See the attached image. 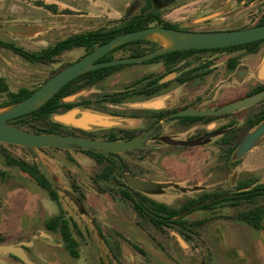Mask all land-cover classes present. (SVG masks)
<instances>
[{"label":"rangeland","instance_id":"obj_1","mask_svg":"<svg viewBox=\"0 0 264 264\" xmlns=\"http://www.w3.org/2000/svg\"><path fill=\"white\" fill-rule=\"evenodd\" d=\"M37 1L56 4L57 12L38 5ZM135 2L137 0H0V24L43 27L42 31L32 36H20L5 31H0V36L5 41L13 42L26 50L38 52L71 35L108 27L124 19L128 15V9ZM85 53L84 48H75L54 61L33 63L9 49L0 47V80L5 79L11 91H17L22 87L33 89L41 86L56 71L79 60ZM123 55L127 56L125 51L116 53L117 57ZM143 68L141 64L125 66L81 91L83 93L81 97L91 99L95 107L122 112L129 107L128 104H112L104 101L102 97L123 92L143 74ZM6 98L7 94L0 91V102ZM125 123L123 127L142 129V124L138 120L127 118ZM141 129L139 133H142ZM98 134L101 135L102 132ZM146 134L149 132H144L140 136ZM3 146L14 156L30 163L43 164L52 176L57 175L61 178L63 184L59 185L60 193L67 208L73 207L72 198L68 194L72 178L76 181L80 178L89 179L95 172L101 170L98 163L75 149H51L53 151L50 154L43 149H36V154H32L21 146L8 144ZM262 150L264 151L256 149L251 154L256 158L252 159V163H244L258 166L253 175L260 179L259 181L264 180ZM214 153L213 147L200 150L168 148L166 152L145 149L139 153L138 151L127 153L125 158L130 160L133 168L147 179L159 180L161 183L172 182L170 188H160L150 195L156 200L176 204L185 198L176 193L180 188H186L189 196L198 195V188L211 192L235 190L238 181L235 172L242 164L224 163L214 157ZM134 155L141 156L142 160L136 159ZM72 156L79 157L80 165L71 160ZM5 167L4 157L0 153V168ZM10 170L15 177L9 183L0 177V190L9 209L12 225L17 227L12 232L14 239L17 237L16 233L28 222L38 223V217H30L33 210L38 211L39 208L54 210L58 207L45 191L28 182L29 179L25 178V175L21 176L17 169ZM84 192L88 196L87 207H84L86 212L83 217L77 214L82 229V235L79 237L80 257L74 258L64 247L60 248L58 233L44 231L49 235L47 237L49 243L40 240L38 247H42L43 250L38 249L37 255L33 249L35 257L41 264H102V255L106 257V264H264V229H254L237 217L239 213L252 208L253 203L247 201L239 205L224 203L214 212H210V215H206L209 218L205 225L196 229L198 234L194 235L192 240L183 241L176 236V229L158 231L146 219L133 216L135 212L133 207L123 202L118 193H115L116 202H113L106 196L86 189ZM258 202L264 204V199ZM203 217L204 215L196 216L198 219ZM138 220L141 224L137 223ZM134 245L140 246L146 253L136 250ZM120 246L122 249L126 246L128 251L134 254V259L124 250L121 251ZM0 264L24 263H15L7 253L0 252Z\"/></svg>","mask_w":264,"mask_h":264},{"label":"flooded vegetation","instance_id":"obj_2","mask_svg":"<svg viewBox=\"0 0 264 264\" xmlns=\"http://www.w3.org/2000/svg\"><path fill=\"white\" fill-rule=\"evenodd\" d=\"M148 9L153 12V15L156 18V23H153L148 27L160 26L171 30L185 32L243 30L264 24V0H137V2H135V4L128 9V15L125 18H130L137 12H142ZM214 14L218 15L206 18L199 23H193V21L197 19ZM1 26L11 25L0 24V27ZM0 31L5 30L0 29ZM0 40L5 41L1 36ZM149 41H152L153 44H144L143 51L140 56L164 48V45L160 42L153 40ZM256 41L258 42H247L226 47L172 50L164 52L148 60L137 63H127L129 65L141 64L144 66L143 74L123 92H118L128 95L126 100L122 103L128 104L129 107L120 114L111 113L114 112L111 110H109L111 112L104 113L121 115L128 119L138 120L142 124V129L140 128L142 133L149 132L151 130L154 132L150 134V139L140 148L124 151L122 153L114 152L108 154L94 150L105 157L102 161L90 156L85 152L84 149L86 148L83 149L80 146H75L74 148L69 149L43 148L47 154H50V152L53 151L51 149H75L85 154L87 156L86 158L94 160L101 166V170L95 172L89 179L80 178L76 181L72 178L69 187L71 192H68L69 196L72 198L73 207L71 208H67L66 204L63 203L59 187V185L63 184L61 178L57 175L53 176L57 180V184H54L46 177L52 184L53 188L59 192V204L50 197L46 189H44L35 178L27 173H24L18 165L7 164L8 155L14 160L22 158L12 155L8 149L3 146L5 144H15L0 141V153L4 157L6 166L4 169L0 168V177L4 180H8L9 183L10 180L15 177V174H13L10 169H17L21 176L25 175V178L29 179L28 182L45 191L58 207L54 210L48 208H39L38 211L33 210L32 215L29 216L32 218L38 217V223L28 222L21 231L16 233L17 237L13 239L12 232L17 227L12 225L8 214L9 209L6 206V202L3 199V193L0 190V227L2 229L0 230V243H18L22 241L34 240V244L26 247V251L31 259L36 261L38 264H41L35 257L39 250H43L42 247H38L39 241L43 240L45 243L48 242L47 237L49 235H46L44 231L49 233L53 232L60 235V248L64 247L72 257L79 258L80 255L79 257H75L66 248L59 231L60 229L57 231L50 230L47 228V224L53 220H56L57 226L60 228L69 224L72 235L78 243V250L80 252L81 243L79 237L82 235V229L80 228L77 214L83 217L86 212L84 211V207L86 206L88 196L85 194L84 189L92 193L106 196L113 202H116L115 193H118L123 202L130 204L133 207L135 211L133 216H139L146 219L158 231L176 229V236L183 241L192 240L194 235L198 234L196 229L205 225L207 219L209 218L206 217V215H210V212H214L224 203L228 202H218L219 200L248 192L259 184L263 186L257 190H264V183H260L259 179H256L255 177L248 179H256V182L251 186L254 184L256 185L250 190L246 191V188L251 186L240 188L238 184L242 182V180H240L239 176L236 175L238 181L235 190L233 191L219 190L211 192L205 190L204 188H198V195L189 196V191L185 190L186 188H180V190L176 193L185 198H183V200L179 203L168 204L154 199L150 194L160 188H170L173 185L172 182H162L168 184L165 187L140 191L131 187L126 182L124 177V174H132L145 180L161 183L159 180L147 179L144 175H141L133 168L131 161L125 158V154L127 153H137V151L139 153L145 149L166 152L168 148L200 150L205 149L206 147H213L215 148L213 156L217 157L224 163H242L248 160L253 161V158L256 159L255 156L251 154L256 149H264V134L260 137V139L263 140L261 145L247 152L240 159L232 161L236 149L246 136L250 132L255 131L264 122V97L256 102L243 105L236 110L219 112L230 103L243 101L264 93V38ZM130 53L131 50L127 51V56L117 58L137 57L131 56ZM85 55L87 54L85 53L82 57ZM101 59L102 57L99 61H102ZM86 88L77 92L78 96L75 101H81L84 99L93 102L89 98L81 97L83 96L81 91ZM113 95L114 94L103 96L102 99L104 98V101L112 103L108 100L110 96ZM152 99H159L161 101L160 107L147 109L132 106L134 102L149 101ZM187 110L195 111L197 114H178ZM113 128L131 129L135 131V136H133V138L142 134L138 132L140 129L136 127L119 126ZM98 131L99 129L91 130L86 131L89 132L90 135L79 133L78 135L73 136L99 140H112L105 133L99 135ZM203 136H208V138L191 146L171 145L167 142V140L172 139L192 140ZM130 139H119L115 141H125ZM2 150H4L8 155H4ZM134 156L136 159L142 160L141 156ZM261 156H264L263 150ZM71 160L79 165L81 163V160L77 156H72ZM119 160H121V164ZM115 162L116 166L112 169L110 175L107 176L106 170L111 168ZM36 163L40 167V164L38 162ZM217 192L220 193V195L210 198L209 195L211 193ZM262 199H264V194L255 197L254 199L240 200L235 204L231 202L229 203H231V205H239L244 201L253 203L254 206L252 208L242 212L245 213L253 210L256 206H264V204H260L258 202V200ZM153 201L163 204L165 210L160 209L153 203ZM242 213L237 215L238 219ZM200 215H204L203 219L196 218V216ZM94 222L96 223V221ZM137 223L141 224L139 220ZM42 227L44 229H41ZM251 227L254 228L253 226ZM133 247L142 253H146L140 246L134 245ZM33 249H35L34 252L36 255L34 254ZM120 250H123L121 246ZM7 254L15 263L22 262L18 257L9 253ZM114 255L116 254L114 253ZM101 263L106 264L103 255L101 256Z\"/></svg>","mask_w":264,"mask_h":264},{"label":"water","instance_id":"obj_3","mask_svg":"<svg viewBox=\"0 0 264 264\" xmlns=\"http://www.w3.org/2000/svg\"><path fill=\"white\" fill-rule=\"evenodd\" d=\"M214 14L208 17L200 18L193 23H199L206 18L213 17ZM0 29L8 31L15 35L32 36L43 30L41 26L30 25H11L1 26ZM155 32H159L168 37L172 41V45L150 52L143 56L116 58L108 61H99L101 57L113 50L114 48L124 43L134 40H150L149 36ZM264 38V24L243 29V30H228V31H215V32H185L178 30H171L160 26H151L140 30H135L120 34L105 44L100 45L92 52L88 53L78 61L65 66L56 72L52 77L45 81L32 95L28 98L19 101L10 106L0 109V141L15 144L24 147L32 154H36V149L43 148H61L69 149L75 146L82 148L99 151L101 153H122L124 151L140 148L150 139V134L154 131H149V134L137 136L130 140L115 141V140H99L81 136L63 135V134H49V133H36L27 129L21 128L10 123V120L29 114L50 100L56 93L59 92L67 83L76 77L98 68L109 67L119 64L137 63L144 60L151 59L167 51L189 48H209V47H226L232 45L243 44L247 42L256 41ZM158 42V41H157ZM78 95H70L66 101H75ZM264 97V93L245 99L243 101L233 102L222 108L219 112H229L236 110L243 105L256 102ZM161 101L159 99H152L149 101H141L133 103V107L155 109L160 107ZM180 115L197 114L195 111H183L178 113ZM53 121L80 128L86 131L107 129L126 125V117L121 115L108 114L96 111L82 106H76L66 112H58L53 114ZM264 134V122L253 132H250L236 149L232 161L240 159L247 152L255 147L261 145L263 140L260 137ZM208 136L199 137L192 140H167L171 145L191 146L196 145ZM120 164H121V160ZM42 172L46 177L57 184V180L50 174L48 169L40 164ZM237 173L235 172V175ZM126 182L133 188L140 191H147L156 189L158 187H165L168 184L158 183L155 181L145 180L136 177L132 174H124ZM254 184L253 186H255ZM253 186L246 188L250 190ZM32 241H22L18 243H0V252L9 253L18 257L25 264H38L30 258L26 251V247L32 246ZM123 250L134 259V254L123 246ZM104 258L105 255H103Z\"/></svg>","mask_w":264,"mask_h":264},{"label":"trees","instance_id":"obj_4","mask_svg":"<svg viewBox=\"0 0 264 264\" xmlns=\"http://www.w3.org/2000/svg\"><path fill=\"white\" fill-rule=\"evenodd\" d=\"M37 4L40 6H44L45 8L55 13L57 12L56 4H46L43 1H37ZM153 23H156V18L153 15V12H151L148 9L142 12H137L134 16L130 18L121 19L118 22L108 27H104V28L96 29V30H87L81 33L71 35L63 40L58 41L54 45L43 48L42 50L38 52H32V51L26 50L23 47L18 46L17 44L13 42H5L3 40H0V46L13 50L18 55L24 57L25 59L33 63L50 62V61H54L58 59L65 52L73 50L75 48H84L86 50V54H88L92 52L93 50H95L100 45L105 44L106 42L110 41L111 39H113L114 37L120 34L144 29ZM257 42L258 41H254L251 43H257ZM144 44H153V42L149 40L141 39V40H134V41L124 43L114 48L107 54H105L101 60L108 61V60L116 59L117 58L116 53L118 51H125L127 53V51L131 50V53H130L131 56H140L142 54ZM122 57H125V56L123 55ZM127 65L129 64H119V65L102 67V68L88 71L76 77L69 83H67L61 90H59L58 93H56L50 100H48L39 109L29 114L14 118L10 120V123L16 126H19L21 128H25L31 132H36V133L67 134V135H78L79 133H81L85 135H88V134L90 135L89 132H86L84 130L53 121L52 119L53 114L58 113V112H65L76 106L93 108V109L103 111V112H111L108 109H101L99 107H95L92 104L93 102L91 101L82 99L81 101L67 102L65 98L69 95L79 92L83 88L90 87V86L97 84L98 82L104 80L106 77L110 76L114 72L121 70ZM38 88L39 86L33 89L22 87L17 91H11L5 79H1L0 80V91L5 92L7 94V98L4 101L0 102V109L28 98ZM127 96L128 95L126 94L124 95L122 93H116L113 96H110L108 101L115 103V104L122 103L126 100ZM111 113L120 114L121 112L114 111ZM101 132L102 134L104 133L107 134L109 138L112 140L130 139V138H133V136H135V131L128 129V128H111V129H105V130L98 131V133H101ZM84 150L90 156L95 157L99 161H102L103 159H105V157L102 154L95 152L94 150H90V149H84ZM2 153L6 156L8 155L5 153L4 150H2ZM7 164L8 165H13V164L18 165L19 168L24 173H27L33 178H35L38 181V183L44 189H46L50 197L54 201L60 204L59 192L53 188L52 184L46 178V176L44 175V173L42 172V170L40 169L37 163H30L22 159L14 160L8 155ZM237 164H239V162L232 163V165H237ZM115 166H116V162L113 164V166H111V168H108L106 170L107 176L110 175L112 169ZM255 182H256V179L242 181L238 184V186L240 188H245V187L251 186ZM262 186L263 185L259 184L248 192L235 195L234 197H228L223 200H219L218 202L228 201V202L235 204L238 201L243 200V199L245 200L254 199L255 197H258L264 194V190H257L258 188ZM218 195H220V193L217 192V193H211L209 196L210 198H212ZM153 203L156 204L160 209L165 210V207L163 204H160L155 201H153ZM239 219L253 226L255 229H262L264 227L263 225L264 206H256L253 210L242 213L239 216ZM47 228L50 230H55V231L60 229L59 231L61 233L62 240L64 241L66 245V248L70 251V253L73 256L79 257L80 252L78 250V243L75 241V238L72 235V231H71L69 224H66L65 226L60 228L59 226H57L56 220H53L51 222H48Z\"/></svg>","mask_w":264,"mask_h":264},{"label":"crops","instance_id":"obj_5","mask_svg":"<svg viewBox=\"0 0 264 264\" xmlns=\"http://www.w3.org/2000/svg\"><path fill=\"white\" fill-rule=\"evenodd\" d=\"M248 162H251L252 163V161H249V160L248 161H245V162H242L241 163L242 164V167L237 168L238 170L236 169V173H237L236 175L239 176V179L242 180V181H246V180H248L251 177L253 178L254 177L253 173L258 169L257 168L258 166L256 167V166H249V164H244V163H248ZM248 174H249V176H248ZM243 175H245V176L247 175V176L244 177ZM259 182L260 183H263L264 180L259 181ZM263 225H264V221H263ZM263 229H264V227H263ZM51 257H52V254H50V258Z\"/></svg>","mask_w":264,"mask_h":264},{"label":"bare ground","instance_id":"obj_6","mask_svg":"<svg viewBox=\"0 0 264 264\" xmlns=\"http://www.w3.org/2000/svg\"><path fill=\"white\" fill-rule=\"evenodd\" d=\"M149 39L153 40V41H158V42L162 43L163 45H165L166 47H169L173 44L172 41L168 37L164 36L163 34H161L159 32H155V33L151 34L149 36Z\"/></svg>","mask_w":264,"mask_h":264}]
</instances>
